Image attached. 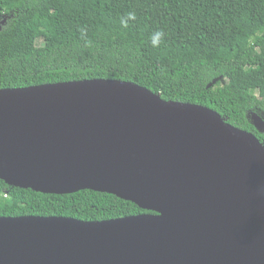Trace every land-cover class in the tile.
Here are the masks:
<instances>
[{"label":"water","instance_id":"1","mask_svg":"<svg viewBox=\"0 0 264 264\" xmlns=\"http://www.w3.org/2000/svg\"><path fill=\"white\" fill-rule=\"evenodd\" d=\"M0 179L148 210L0 216V264H264V141L135 82L0 88Z\"/></svg>","mask_w":264,"mask_h":264},{"label":"trees","instance_id":"2","mask_svg":"<svg viewBox=\"0 0 264 264\" xmlns=\"http://www.w3.org/2000/svg\"><path fill=\"white\" fill-rule=\"evenodd\" d=\"M92 78L207 106L264 141V0H0V88ZM144 212L108 192L44 193L0 179V216Z\"/></svg>","mask_w":264,"mask_h":264},{"label":"clouds","instance_id":"3","mask_svg":"<svg viewBox=\"0 0 264 264\" xmlns=\"http://www.w3.org/2000/svg\"><path fill=\"white\" fill-rule=\"evenodd\" d=\"M128 19H135V13H128ZM122 23L125 27H127V20H122ZM164 33L160 30H157L156 33L152 37V45L154 47H158L161 38L163 37Z\"/></svg>","mask_w":264,"mask_h":264},{"label":"built area","instance_id":"4","mask_svg":"<svg viewBox=\"0 0 264 264\" xmlns=\"http://www.w3.org/2000/svg\"><path fill=\"white\" fill-rule=\"evenodd\" d=\"M7 195V194H6Z\"/></svg>","mask_w":264,"mask_h":264}]
</instances>
